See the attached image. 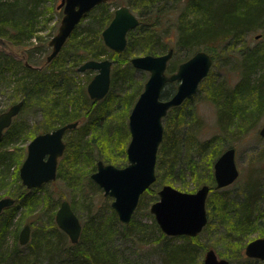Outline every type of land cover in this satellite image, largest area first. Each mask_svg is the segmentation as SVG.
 Masks as SVG:
<instances>
[{"label": "trees", "instance_id": "1", "mask_svg": "<svg viewBox=\"0 0 264 264\" xmlns=\"http://www.w3.org/2000/svg\"><path fill=\"white\" fill-rule=\"evenodd\" d=\"M170 1V3L167 0L166 2L163 0L128 1V5L132 10H138L140 24L134 30L128 32L127 45L121 55H125L127 59V57L134 54H156L173 48V55L167 66V70L173 72L180 61L187 59L198 50H204L213 59L212 67L218 66L220 71H224L225 77L220 78V76L214 77V73L210 70L199 84L200 89L203 86L205 88L206 99L216 107L219 134L204 141H195V132H189L187 129L189 132L187 139L191 142L183 144L184 146L180 144L181 138L173 134L169 136L166 134L163 140L164 138H170V147L164 149L162 140L159 154L157 153L156 180L152 183L164 184L163 182H165L170 184V182H177L181 189L187 190L188 184L186 181L176 179L184 178L182 166L189 164L188 169L191 175H194L196 186L204 183L210 186V192L206 200V208L209 209L211 193H217L219 189L214 188L213 174H209L205 178V172H202L201 167L199 168L200 162L198 160L212 158L214 161L226 148L233 146L232 143L235 140L251 133V130L257 127L259 121L263 120L260 116L264 113V65L261 64V62H264V46H259V44L253 46L246 41V36L249 32L257 30L264 32V0ZM106 4L108 3H102L88 12L86 17L92 15V19L88 21L86 27H81V24H78L67 39L71 44L70 46L73 47L72 52L81 55L77 63L108 53L100 35L101 29L108 24L113 15V11L109 9L103 12L100 11V8ZM35 13V7L29 6L25 0H0V38L11 44H22L24 41H30L35 32ZM170 15L173 18V31L177 33V38L173 44L161 41V32H168L169 30L164 27L166 25L164 21L169 20ZM145 21H149V28L144 27L143 22ZM177 51L185 52V56L180 60L173 59ZM109 54H113L114 57L120 56L113 52H109ZM1 60L5 63H2ZM10 62L19 65L18 67L22 72L20 75H18L17 70L12 69L11 64L9 65ZM27 62L33 67L25 65L19 59L16 60L14 56L3 50L0 51V82L5 79L4 74L7 72L3 64L6 69L11 70V73L14 70V74H11L13 78L5 79L11 95L10 104L22 100V110L24 106L33 101L37 107L49 109L48 113L53 116L52 121L58 124L80 119L82 115L87 113V111L81 113L80 108L75 106L79 103L77 96L67 99L62 94L50 98L51 90L48 85L50 81L55 82L59 79V81L65 82L66 86L69 85L63 75V70L57 68V72L46 73V67L49 63L37 68V65L32 63L29 57H27ZM236 70L239 76L238 80L234 84H230L228 76L230 72ZM255 71L260 73L257 77H252ZM175 87L176 82L167 83L162 95L164 97L168 96L174 91ZM128 102H130V99ZM175 122L177 126L181 123V120H175ZM12 123L5 129L0 144L4 140L5 133L12 128ZM119 128V125L117 129L115 128L116 134H118ZM34 135V133L29 132L27 138H33ZM121 135L125 138V141L121 143L119 138L114 143L115 148L122 145L119 149L121 150L120 155L102 157L98 155L95 158H103L102 160L105 163H119V166L122 165L127 160L124 148L128 138L127 128L124 132H121ZM218 138L220 141H218ZM93 143L94 138L84 142L82 137H78L73 141L72 159L74 161L68 166V169L62 171L58 169L56 177H62L67 184L75 183L77 176L72 167H74L75 161H81L85 157L90 158ZM67 147H69V143ZM195 154L198 160L192 158ZM10 157L11 154L1 151L0 163L5 165V161L9 160ZM118 159L121 162L117 163ZM253 169H255L254 179L251 181L252 183L249 181L243 184L246 192L241 202L236 206L233 215H231V211L226 210V206L223 205V208H220L230 221V228L225 237L229 243L234 240L235 243L239 244V248L243 242L252 239H248L247 236L250 229L258 230L257 237L264 235V207L262 208L256 201L261 193V186L258 184L264 176V168L262 170L261 167L256 165ZM93 170H95V164L86 170V174L93 172ZM65 171H67L65 175H60L61 172ZM13 180L17 183V189L11 190L7 187L5 193L9 194L7 196L13 197L15 201L0 213V264H36L37 261L45 262V264H121L114 249L109 245V240L105 238V232H103L100 224L89 226L88 229L86 224H83L78 241L76 243L70 242L68 236L56 225L52 214L58 204L57 199H53L52 206L49 204L47 208L51 212L48 220L50 225L48 232L41 235L40 239H36L35 235L31 237V234L30 240L21 245L17 233L20 221L16 220L14 222L17 210L19 207H24L25 210L32 211L33 205L39 197L35 195L37 189L30 190L23 186L21 181L18 180L17 174ZM6 183V173L0 171V189ZM50 198L52 199L50 196L45 197L46 205ZM71 208L73 211L75 210L73 205H71ZM228 213L230 214L228 215ZM112 219L116 221L114 211H112ZM129 222L127 224L130 226ZM209 223L210 220H208L203 230ZM14 225L13 247L11 250H3L1 247L6 234L10 227ZM124 228H127V226ZM193 249L186 246V244L166 247L162 256V263L196 264L193 259ZM242 253L240 252V254ZM242 255L245 259L244 254ZM247 259L249 258L247 257Z\"/></svg>", "mask_w": 264, "mask_h": 264}, {"label": "rangeland", "instance_id": "2", "mask_svg": "<svg viewBox=\"0 0 264 264\" xmlns=\"http://www.w3.org/2000/svg\"><path fill=\"white\" fill-rule=\"evenodd\" d=\"M25 1L29 6L35 7L34 35L30 41H24L22 44H10L7 42L3 47L7 51H12L18 56H23L24 52L26 57H29L35 65H44L45 57L51 50L48 42L57 32L62 16V12L56 8V5L60 0ZM128 1L130 0H109V4L100 8V11L103 12L107 9L112 10V8L119 5L128 4ZM163 1L166 2V0ZM167 2L170 3L171 1L167 0ZM133 11L137 15L139 14L138 10L134 9ZM91 19L92 15L88 16L80 26L86 27L88 21ZM172 19L173 18L170 15V19L164 21L166 24L164 27L167 30L169 29L168 32H161V41H165L168 44H173L177 38V33L173 31L174 27L172 25ZM143 23L144 27H150L149 21ZM246 41L250 42L253 46L259 44V46L263 47L264 32L260 30L249 32L246 36ZM70 45L71 44L67 40L58 55L46 67V73H52L53 71L57 72V68L63 70V75L69 84L66 86L65 82L62 80L59 81V79L55 80V82L50 81L48 84L51 90L50 98L62 94L67 99L77 96V101H79V103L75 106L80 108L81 113H84L85 111H87V113L81 116L79 119V125L76 129L69 130L65 133L64 140L66 141L67 146L69 143V147H66L64 154L59 158L57 170H66L68 169V166L73 163L74 159H72V157L74 149L72 148V145H74L73 141L78 137H82L84 142H88L91 138H94L92 154L89 159L85 157V159H81V161H75L76 163L74 164V167H72L77 176V181H75V183L67 184L62 177H56L55 180L47 182L38 188H34L37 189L35 195L39 198L33 205L32 211L25 210L24 207H19L17 210V216L14 220V222H16V220L20 221L17 233H19L24 224L29 223L31 225V237L35 235L36 239H40L42 237L41 235L48 232V229L50 228L48 220L51 212L47 209L48 205L51 204L52 206L53 199L58 200V204L52 212L54 217L60 201L66 199L74 206V211L79 217L81 224H86L87 229L92 225H102L103 232H105V238L109 240L108 243L114 249L121 264H163L162 256L166 247L184 244L194 248L193 259L196 264H203L204 252L209 248L214 249L218 257L228 259L231 264H264V260L253 258L247 259V257L244 259L242 257V254L244 253L240 254V252H243L244 244L247 242H243L239 248V244L235 243L234 240L230 241V243L227 241L225 235H227L230 228V221L228 220V217L225 216V212L220 210L224 205L226 206V210L231 211L230 213L233 215L236 206L241 202L246 192L243 184L249 181L252 183L251 181L254 179L253 176L255 174V169H253V167L258 165L262 170L264 168V138L258 133L260 125L264 121V113L260 116L263 120H260L259 118L260 121L257 124V127L252 129L251 133L246 134L241 139H237L232 143L236 150L235 161L239 170V175L230 185L219 189L217 193H211L209 209L206 208L210 223L202 232L197 234L195 238H188L190 236H168L162 233L159 229L153 214L149 211V206L152 202L158 199L157 191L162 183H154L142 193L137 207L131 216L129 222L130 226L129 224H122L118 220L116 213V221H113L112 211L114 210L111 207L112 197L104 195L103 189L100 188L89 176L92 171L89 174H86V170H88L93 164H95L96 169L97 160L103 159L95 158L98 157V155L101 157L120 155L119 153L121 150L119 149H121L120 147H122V145H118V147L115 148L114 143H116L119 138L121 143L125 141L121 132H124L127 128V116L138 92L143 88V83L148 77V72L132 68L125 55L114 57L113 55H109V53L104 54V57L109 56L114 60L112 67V72H115V75L112 73V76H115L114 81L112 78L109 90L103 99L92 101L87 94L86 85L95 74V71L88 70L82 73L76 70L77 65L75 64L81 55L79 56L73 53V47ZM1 47L2 46L0 45V51ZM184 56L185 52L177 51V53L174 54L173 59L180 60ZM1 61L2 63H5L3 60ZM263 63L264 62H261L262 66L264 65ZM10 64L13 67L12 69L19 72L18 75L22 73L21 69L18 67L19 65L14 62H10L9 65ZM3 66L7 71L4 74L6 76L5 79L8 80L9 77H12L11 74H14V70L11 73L10 69H6L4 64ZM211 71L214 73V77H225V74L223 73L224 71H220L218 66L212 67ZM259 73V71H255L252 77H257ZM238 77L237 70L230 72L228 76L229 83L234 84L238 80ZM5 79H2L0 82V112L6 110L11 105L9 101L11 96L10 90L7 88ZM204 90V86L201 87V89L199 86V91L189 100L184 102L181 105V108H179V106L174 108L175 110L172 109L168 112L163 121V137L166 134H168V136L173 134L178 138H181L180 144L185 145L186 143L189 144L191 142L187 139L189 132H195V141H204L219 134L216 107L206 99ZM135 93L137 94L135 95ZM129 99L130 102H128ZM48 110L49 109L37 107L32 101L24 106L14 117L12 128L9 132L5 133L4 140L0 144V152H7L11 154V157L9 160L5 161V165L0 163V171L6 173L7 181L6 185H3L0 189V197L9 195L5 193L7 187L11 188V190L17 189V183H15L13 178L16 174L18 175L19 167L26 155L27 143L31 139L27 138V133L32 132L36 135L38 132L49 130L58 125V123L52 121L53 116L48 113ZM175 120H181V123L176 126ZM51 123L52 125H50ZM118 125L120 126V130L118 131V134H116L114 130L115 128L117 129ZM129 139L130 134L128 133L126 146L123 144L125 146H123L125 148V154ZM218 141H220L219 138ZM169 142L170 138H164L162 142L164 149L170 147ZM160 146L161 143L158 147V154ZM192 158L198 160L196 154L193 155ZM198 161L200 162L199 168L201 167L202 172H205V178H207L209 174H213V163L215 160L213 161L212 158H201ZM118 162H121V160L118 159L117 163ZM6 164L8 165L6 166ZM118 164L113 165L123 167L127 164V160L120 166ZM188 165L189 164H184L182 166V174L184 178L181 179L179 177L180 179H176L186 181L188 184L187 190L181 189L177 182H170V185L182 191L192 192L195 191L199 185L196 186L194 175H191ZM69 169L71 170V168ZM66 172L67 171L63 173L61 172L60 175H65ZM18 180H20L19 175ZM259 181L260 184L258 185L261 186V193L258 195L256 201H258V205L263 208L264 176H262ZM163 183L169 184L165 182ZM46 196L52 197V199H48L47 205L45 204ZM230 213H228V215ZM123 225L124 227L127 226V228H124ZM14 230L15 225L11 226L8 230L1 247L3 250H11L13 247ZM257 231L258 230L250 229L247 234L248 239L256 238ZM36 264H45V262L37 261Z\"/></svg>", "mask_w": 264, "mask_h": 264}, {"label": "water", "instance_id": "3", "mask_svg": "<svg viewBox=\"0 0 264 264\" xmlns=\"http://www.w3.org/2000/svg\"><path fill=\"white\" fill-rule=\"evenodd\" d=\"M106 0H60L57 9L62 16L57 32L48 44L50 61L61 50L67 38L85 13ZM138 24V19L126 5L114 10L109 24L102 30V39L110 49L120 52L126 45V33ZM258 37V36H256ZM5 44L6 41L0 38ZM173 50L152 55L134 56V67L147 70L149 76L138 95L128 116L130 139L126 147L127 164L117 167L98 160L96 169L90 174L91 179L103 189L105 196L112 197L111 207L118 220L127 224L137 207L141 194L156 180V160L158 147L163 138L162 117L167 110L179 105L186 98L196 93L199 83L209 73L213 59L204 50L196 51L187 60L181 62L175 72L166 74L165 69ZM111 60H87L80 67L97 69V73L87 84V93L93 100L103 98L110 86ZM178 81L175 92L168 99H161V91L167 82ZM23 101L11 104L0 112V142L3 131L10 126L19 113ZM77 122L61 125L51 131L36 134L27 143L26 155L19 167L21 184L26 188H37L56 179L58 157L65 149L62 139L66 129L76 126ZM259 135L264 138V123L259 128ZM239 170L235 161V148H226L213 163L214 187L222 188L233 183ZM210 186L202 184L195 191H182L170 184H163L158 189V199L149 206L155 222L162 233L168 236H190L199 234L208 222L206 200ZM11 196L0 197V213L14 203ZM54 220L69 238L76 243L81 232V222L72 210L70 202L62 200L55 212ZM31 227L24 224L18 233L21 245L30 239ZM244 254L247 257L264 260V236L256 237L246 243ZM203 264H231L223 257H218L215 250H205Z\"/></svg>", "mask_w": 264, "mask_h": 264}, {"label": "flooded vegetation", "instance_id": "4", "mask_svg": "<svg viewBox=\"0 0 264 264\" xmlns=\"http://www.w3.org/2000/svg\"><path fill=\"white\" fill-rule=\"evenodd\" d=\"M60 2V1H59ZM105 3H108L109 4V0H106L105 2H103V4H105ZM59 4V3H58ZM57 4V5H58ZM100 4H102V3H100ZM100 4H98V5H100ZM57 5H56V8H57ZM98 5H96V6H98ZM123 5V4H122ZM124 5H126L128 8H129V10L136 16V18L138 19V24L135 26V27H133V28H131L130 30H128L127 31V33H126V45H127V34H128V32L129 31H131V30H134L139 24H140V20H139V16L136 14V13H134V11L130 8V6L128 5V4H124ZM96 6H94L91 10H93ZM119 6H121V5H119ZM119 6H117V7H115V8H112V10L111 11H113V15H114V10L116 9V8H118ZM57 10H60L61 11V9H57ZM91 10H89L88 12H90ZM62 12V11H61ZM87 12V13H88ZM87 13H85L84 15H83V17L81 18V20L79 21V23L78 24H81L87 17H86V14ZM113 15H112V17H113ZM112 17H111V19H112ZM111 19H110V21H111ZM109 21V22H110ZM109 22H108V24H109ZM84 23V22H83ZM77 24V25H78ZM108 24H106L102 29H101V31H100V35H101V33H102V30L108 25ZM76 25V26H77ZM75 26V27H76ZM75 29V28H74ZM73 29V30H74ZM72 33V32H71ZM71 35V34H70ZM69 35V36H70ZM101 38H102V35H101ZM68 39V38H67ZM67 41V40H66ZM102 41H103V39H102ZM8 41H6V43H7ZM8 43H10V42H8ZM66 43V42H65ZM104 43V42H103ZM11 44V43H10ZM0 45L2 46L1 47V50H3L4 52H6V53H9V54H11L12 56H14L15 58H17V59H19V60H21V61H23V63L25 64V65H27V66H32V65H30L28 62H27V57H26V55L24 54V52H23V56H18L17 54H15V53H13L12 51H7L3 46H5V44H3L1 41H0ZM65 45V44H64ZM63 45V46H64ZM105 45V44H104ZM126 45H125V48H126ZM50 46V45H49ZM105 47L107 48V51H108V53L109 52H113L114 54H117L118 56L120 55V56H122L121 54L125 51V48L122 50V51H120V52H117V51H114V50H112V49H110L108 46H106L105 45ZM63 48V47H62ZM61 48V49H62ZM169 49H172L173 50V48H169ZM168 49V50H169ZM167 50V51H168ZM51 51V50H50ZM61 51V50H60ZM59 51V52H60ZM167 51H164V52H159V53H156V54H152V55H158V54H162V53H165V52H167ZM174 51V50H173ZM58 52V53H59ZM50 53V52H49ZM48 53V54H49ZM58 53H57V55H58ZM47 54V55H48ZM46 55V56H47ZM56 55V56H57ZM110 55V54H109ZM113 55V54H112ZM139 55H145V54H134V55H131V56H129V57H127L128 58V63L130 64V66H132V68H135V69H139V70H144V69H140V68H136V67H134L133 65H132V63H131V58H133L134 56H139ZM172 55H173V53H172ZM193 55V54H192ZM191 55V56H192ZM55 56V57H56ZM55 57H53L50 61H48V62H46V57H45V62H44V65L45 64H48V63H50ZM172 57V56H171ZM171 57H170V59H171ZM189 58V57H188ZM187 58V59H188ZM103 59H109V60H111V67H110V84H111V80H112V78H113V76H112V67H113V63H114V60L112 59V58H110L109 56L108 57H104V54L103 55H101L100 57H97V58H90V59H86V60H83V61H81V63L79 62V63H77L76 65H77V67H76V70H78V71H80V72H82V73H84V72H86V71H88V70H94L95 71V74L97 73V69H94V68H86V69H84V70H80L79 69V67L85 62V61H87V60H103ZM169 59V60H170ZM187 59H185V60H187ZM169 60H168V62H169ZM185 60H183V61H185ZM183 61H180L178 64H177V67H176V69H175V71L177 70V68H178V65L181 63V62H183ZM168 62H167V65H166V69H165V72H166V74H171V73H173V72H175V71H173V72H169L168 70H167V66H168ZM213 64V63H212ZM43 64L42 65H40V66H36L37 68H41V66H44ZM33 67V66H32ZM212 68V67H211ZM211 70V69H210ZM145 71H147V70H145ZM148 72V71H147ZM115 73V72H114ZM113 73V74H114ZM94 74V75H95ZM93 75V76H94ZM115 75V74H114ZM93 76L91 77V79L93 78ZM148 76H149V72H148ZM148 78V77H147ZM147 78H146V80H147ZM90 79V80H91ZM204 79V78H203ZM202 79V80H203ZM89 80V81H90ZM145 80V81H146ZM88 81V82H89ZM145 81H144V83H145ZM172 82H176V87H175V89H174V91L173 92H171L168 96H166V97H164L162 94H163V90L165 89V87H166V85H167V83H171V82H167L165 85H164V87H163V89H162V91H161V96H160V98L161 99H168L174 92H175V90H176V88H177V85H178V81H172ZM144 83H143V86H144ZM88 84V83H87ZM110 87V86H109ZM199 87V86H198ZM86 88H87V85H86ZM143 89V88H142ZM86 91H87V89H86ZM142 90H140L139 92H138V95L140 94V92H141ZM88 94V93H87ZM107 94V93H106ZM138 95H137V97H138ZM195 95V93L193 94V95H191V96H189L188 98H186L182 103H180L179 105H176V106H172V107H170L168 110H167V112H166V114L162 117V126H163V121H164V119L166 118V116H167V114H168V112L170 111V110H172V109H174V108H177V107H179V108H181V105L184 103V102H186L187 100H189L192 96H194ZM89 96V95H88ZM105 97V96H104ZM103 97V98H104ZM137 97H136V99H137ZM90 98V97H89ZM103 98H101V99H103ZM91 99V98H90ZM101 99H99V100H101ZM136 99L134 100V103H135V101H136ZM92 101H98V100H93V99H91ZM134 103H133V105H134ZM13 104V103H12ZM133 105H132V107H133ZM132 107H131V109H132ZM131 111V110H130ZM130 113V112H129ZM128 116H129V114H128ZM128 116H127V131H128V133H129V129H128ZM71 122H77V124H76V126H74V127H71V128H68V129H66L65 131H64V133H63V136H62V139H63V141H64V143H65V149H64V151H63V153H62V155L64 154V152H65V150H66V147H67V144H66V141L64 140V136H65V133L67 132V131H69V130H73V129H76L77 127H78V125H79V119H77V120H74V121H71ZM66 123H70V122H66ZM66 123H63V124H58V125H56L55 127H53V128H51V129H49V130H44V131H41V132H38V133H42V132H46V131H51V130H53V129H55V128H57V127H59V126H61V125H64V124H66ZM130 134V133H129ZM163 134H164V126H163ZM35 136V135H34ZM33 136V137H34ZM162 140H163V138H162ZM129 142V141H128ZM229 148V147H228ZM61 155V156H62ZM60 156V157H61ZM60 157H58V160H59V158ZM126 158H127V155H126ZM100 160V159H99ZM98 161V160H97ZM57 166H58V161H57ZM56 176H57V169H56Z\"/></svg>", "mask_w": 264, "mask_h": 264}]
</instances>
